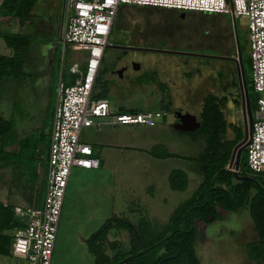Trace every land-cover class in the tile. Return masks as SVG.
Masks as SVG:
<instances>
[{"label":"rangeland","instance_id":"1","mask_svg":"<svg viewBox=\"0 0 264 264\" xmlns=\"http://www.w3.org/2000/svg\"><path fill=\"white\" fill-rule=\"evenodd\" d=\"M181 12H184V15ZM61 13V11L58 13V18L61 17ZM247 23L246 16L233 15L231 12L208 13L206 11L197 12L179 9L169 11L162 6L121 3L108 37L107 44L109 45L105 50V55L107 56L109 51L111 54L112 51L117 49L114 46L115 44L129 45L131 43L134 46L145 48L166 46L177 51H188L193 54L236 56L238 53L236 29L241 54L245 57L250 55ZM25 28H23V31ZM58 32L59 30L55 27L54 29L53 27L49 28L47 41H41L38 37H35L36 39L33 40L30 46L23 51V64H25L22 69L24 74L20 79L9 78L3 81L0 86L3 97H15L21 102H25L22 99L45 98V102L49 101L53 104L57 84L62 77L61 72L62 70L67 71L66 65L73 59L69 46L63 48L60 46ZM163 37L167 39H163ZM50 44L52 48L49 47ZM0 49L2 51V47ZM51 51L55 52L56 63L51 62L49 64L46 63V60L48 58L52 59ZM64 53L66 60L62 64V58L60 64L58 56L61 55L62 57ZM57 54L59 55L57 56ZM78 57H81V51H78ZM221 59L209 56L202 58L204 62L228 61L226 58ZM111 68L112 62H110ZM225 68L224 66L222 70L224 71ZM34 70H38L36 78L29 74ZM67 74H69V71H67ZM231 74L233 77L231 89H226L224 92L230 95L231 98H239L238 86L234 84L235 81L238 83L235 65ZM39 81L43 82L40 83ZM6 84L10 85L7 86ZM143 94L149 97L148 91L143 90ZM123 97L127 98L128 95L124 94ZM129 97L132 98L131 92ZM114 103L115 98L110 95V104L113 107ZM236 111L240 121L239 125L242 128L240 105L237 106ZM255 112L256 107L252 109L254 116ZM166 115L167 119L172 117L168 112ZM157 120L159 119L157 118ZM50 121H52L51 116L47 114L45 123L49 124ZM164 131L165 133L170 132V134L175 133L172 128H167ZM196 134L202 133L198 131ZM202 139L197 137L195 138L196 145L190 144L188 146L187 144L184 145V140L181 139L178 143L180 152L182 154L193 152L196 156L204 148L205 137L202 136ZM130 141L138 142L139 140L135 138L134 140L130 139ZM200 148L202 149L199 150ZM130 150L124 158L129 163L128 166L118 170H110V175H108L109 170H106V174L91 181V186L78 184V176H75L74 180L69 179L67 194L76 188L79 197L71 203L68 216L63 219L61 217L59 220L52 264H56V259L59 264H87L92 261L94 255L88 239L97 229H101L104 222L116 214L135 224L141 221L144 228L149 226L155 231L160 230L168 221L173 209L190 195L202 178L198 164L190 162L187 166H193L194 172L189 173L190 180L185 186L186 188L173 187L172 184L170 186L165 183L167 178L159 174V167L154 166L153 168L144 169L142 157L145 153H141L138 149ZM182 160V158L176 159L175 157L178 164L180 161L183 164ZM114 172L116 173L114 174ZM10 181V171H0V182L4 185V190H6V186L11 191L15 189ZM161 182L165 184H161ZM86 192L89 195L87 201L84 200ZM21 202L26 203L28 201ZM217 210L219 212L218 218L213 221L212 219L208 221L204 219L196 220L197 235L193 244L199 252L201 263L264 264L262 259L252 260L249 258V253L245 247L247 242H251V239L255 238V231L247 209L230 211L218 208ZM109 235L110 239L106 241L102 249L107 250L110 254L130 246V232L124 234L115 232L113 234L114 239H112V234ZM83 238H86L84 242L82 241ZM206 240L207 242L214 240L213 249L206 248V245H204ZM130 242L133 244V239ZM162 250L164 248H161L159 252ZM0 264L32 263L14 257L12 254L0 253Z\"/></svg>","mask_w":264,"mask_h":264},{"label":"crops","instance_id":"2","mask_svg":"<svg viewBox=\"0 0 264 264\" xmlns=\"http://www.w3.org/2000/svg\"><path fill=\"white\" fill-rule=\"evenodd\" d=\"M163 8L169 11L176 9L170 7ZM60 11L62 12L61 17L58 18L57 16ZM194 11L201 12L199 10ZM65 13V0H35L32 6L31 14L25 22L12 26H0V29L30 32L33 35V40L36 39L35 37H38L41 41H47L49 28L53 27L54 29L55 27L60 31ZM181 14L184 15V12H181ZM23 28H25L24 31ZM163 39L167 38L163 37ZM60 44V46H62L61 41ZM128 46L134 45L129 43ZM0 47H2L1 52L11 53L10 48L3 45L1 38ZM49 47L52 48L51 44ZM63 47L65 46H62V48ZM115 47L117 49L112 51L111 54L109 51L107 56L104 51L102 64L98 71L96 82L91 92V97L106 98L112 112L122 110L142 111L148 109L166 110L172 117L167 119V115H163L158 117L159 120L156 119V124L153 126H146L143 124L113 123L111 122L109 116H103L96 119L98 123L82 127L79 136L80 140L91 145L94 156L100 158L99 163L97 166L92 168L73 165L70 169L67 185L69 183V179L72 178V180H74L75 176H78V184L82 183L84 185L87 184V186H91V181L106 174V170H109L108 175H110V170L125 168V166H128L129 163H127L124 158L130 149H138L141 153H145L142 157V164L145 167L144 169L153 168L154 166L159 167V174L162 175V177L167 178V182H165L166 184L171 186L173 173L179 171L180 169L185 173L188 184L190 180L189 173L192 171L194 172V168L192 169L193 166H187L188 163L193 162L188 159V157L194 156V154L193 152H186V154H182L179 150L178 143L181 139H183L184 145H196L195 138L200 137L202 139L203 135L196 134V129L198 127L189 130L175 128L173 126L176 121L175 110L188 111L196 114L197 118H199L203 97L207 93H213L220 96L225 93L224 88L229 90L231 89L233 79L231 71H233L235 65L234 62L231 60H223L221 62L218 60L214 62H204L202 58L207 56L202 53L193 54L188 51H177L166 46L159 47L157 49L131 47L124 53L119 50L120 47ZM70 50L73 57L72 61H74V59L78 58V51L71 48ZM51 52L53 55L52 59L48 58L46 60V63L49 64L51 62L56 63L55 52ZM64 54L62 57L57 54L60 64L62 62V58V64L65 61ZM82 54L83 53H81V55ZM219 60L222 59L219 58ZM110 62H112V68H118L124 63H126L127 66L122 69L119 75H117L115 71H112V68L110 69ZM224 66L226 68L223 71L222 69ZM22 73L24 74L23 69ZM37 73L38 70H34L29 74L30 76H34V78H36ZM71 74L72 73L69 71V74L62 77H64L66 82H69ZM62 77L60 80H62ZM64 80L62 81L65 82ZM39 82L41 83L43 81ZM6 85L9 86L10 84ZM143 90L148 91L149 97L143 94ZM130 92L132 93V98L129 97ZM124 94H127L128 97L124 98ZM110 95H113L115 98L114 107L110 104ZM22 100L25 102H21V100H18L15 97L2 96L0 101V113L5 119L10 121L11 125L9 133L7 134V139L10 142L5 145V148L16 156L14 159L10 160L8 165H4V159L0 160V171L9 170L11 173L10 183L15 186V189H12V191L8 189L7 186L6 190H4V185L0 182V201L4 203H25L21 202L26 200L23 196V190L21 186L14 181L16 172L25 164L24 160L26 159H23V157L30 159L31 162L32 160L35 162L34 169L39 179L45 176L47 171H45V168L47 166L51 121L49 124L45 123V121L47 114H50L52 119V110L55 99L53 104L49 103V101L45 102V98ZM219 107L222 110L226 121L230 123L231 126L240 127V121L236 111L237 105L232 102L230 96H228L226 100L220 102ZM167 128L174 129L175 133H165L164 130ZM233 136L234 130H232V127L231 129L228 128L227 137L232 138ZM135 138L139 141H130V139L134 140ZM201 141L203 144V139ZM201 149L202 148L199 150ZM175 157L176 159L182 158L183 164L181 161L178 164L176 162L177 160L175 161ZM115 173L116 172H114V174ZM165 183L161 182V184ZM70 187L74 188L73 186ZM185 188L186 187H184V189ZM195 188L196 187H194V189ZM67 189L68 188L66 186V193L63 198L60 219L61 217L63 219L68 216V212L71 209V203L79 197L76 188L72 189V192H69L68 194ZM84 197V200L87 201L89 197L88 192H86ZM247 211L249 212L248 209ZM117 215L118 214L115 216ZM251 223L254 229L252 218ZM254 231L255 238L253 240L257 238V232L255 229ZM115 232L124 234L129 231L124 227H117L113 225L108 229L105 236L96 241L100 248L104 247L106 241L110 239L109 234H112L113 236ZM112 239H114V236ZM85 240L86 238H83L82 241L84 242ZM253 240L251 239V241ZM249 242L245 244V247H247ZM204 243L207 249H213L214 240L211 242H207L206 240ZM194 247L196 249L195 244ZM103 251L110 256V253L107 250ZM196 252L200 264H202V260L197 249ZM93 255V260L87 264H92L96 261V256L94 253ZM55 262L56 264H59L57 259Z\"/></svg>","mask_w":264,"mask_h":264},{"label":"built area","instance_id":"3","mask_svg":"<svg viewBox=\"0 0 264 264\" xmlns=\"http://www.w3.org/2000/svg\"><path fill=\"white\" fill-rule=\"evenodd\" d=\"M121 3H135L206 12H231L247 18L251 83L257 106L250 141L246 146L247 166L264 172V0H65L66 13L59 31L62 46L81 51L69 65L73 80L59 81L53 107L45 192L42 203H16L15 214L24 222L11 231L10 254L32 264H52V254L63 198L73 165H98L89 143L80 140L82 127L98 117L109 116L119 124L153 126L166 110L112 112L106 98L91 92L102 64L116 11ZM97 264V263H94Z\"/></svg>","mask_w":264,"mask_h":264},{"label":"trees","instance_id":"4","mask_svg":"<svg viewBox=\"0 0 264 264\" xmlns=\"http://www.w3.org/2000/svg\"><path fill=\"white\" fill-rule=\"evenodd\" d=\"M34 1L0 0V26H12L25 22L31 14ZM0 38L3 45L11 50V53L0 51L1 86L6 79H20L23 76V51L30 46L33 35L30 32L0 29ZM64 59L66 60L65 54ZM242 60L250 106L253 109L257 105V92L251 83L250 56H242ZM66 69L69 71V63L66 65ZM67 71H63L62 76H65ZM70 76V81H72L75 75L71 74ZM234 84L238 86L237 81ZM226 89L224 88V90ZM228 96L230 95L226 93L220 96L207 93L203 97L198 118L200 125L196 132H201L205 137V145L196 156L188 157L198 164L202 178L192 193L173 209L168 221L158 231L149 226L144 228L141 221L135 224L123 217L111 216L104 222L101 229L99 228L88 239L96 256V261L92 264H177L179 262L181 264H200L193 244L197 235L196 220H203L204 212L214 213L213 219L218 218V208L230 211L249 210L257 238L249 242L246 248L252 260H264V172L253 173L248 168L246 147L240 155L239 170L234 171L228 167L232 147L243 136V129L231 126L219 107V103L226 100ZM1 98L0 90V101ZM231 100L235 105H240V95L239 98L232 97ZM122 111L133 112L135 110ZM231 127L234 130V136L228 138L227 131ZM10 128V121L0 113V160L4 159V165H8L10 160L16 157L5 148V145L10 142L7 139ZM23 159H26L24 160L25 164L16 172L14 181L21 186L23 196L30 204L40 205L45 192L46 173L39 179L34 169L35 162L33 160L31 162L28 158L23 157ZM236 173L250 176L251 179L236 178ZM186 184L187 178L181 169L173 173V187L184 188ZM13 206L12 203L0 201V253L2 254H10L11 231L14 227L24 224L15 214ZM113 225L128 229L133 235V240H136V245L137 242L140 244L143 254L136 253L135 257H129L124 262L123 258L128 254L126 249L116 251L110 256L104 253L96 241L105 236ZM161 248L164 250L159 252ZM137 249L138 247H135L131 252H136ZM177 251L176 256L167 257V254Z\"/></svg>","mask_w":264,"mask_h":264},{"label":"water","instance_id":"5","mask_svg":"<svg viewBox=\"0 0 264 264\" xmlns=\"http://www.w3.org/2000/svg\"><path fill=\"white\" fill-rule=\"evenodd\" d=\"M235 35H236V42H237V48L238 53L236 56H219V55H211V54H203L205 56L209 57H216V58H226L229 60H232L235 64L236 74H237V80H238V89H239V95H240V110H241V117H242V124H243V136L233 145L230 158L228 161V167L230 169H233L234 171L239 170V162H240V155L242 150L247 146V144L250 141L251 132L253 129V120L254 115L252 113V109L250 106L249 96H248V89H247V83L245 79V73H244V67H243V60H242V54L241 49L239 46V40L235 29ZM109 44H107L108 46ZM117 47L125 46L126 48L131 47H137V48H143L140 46H128V45H114ZM157 49V48H152ZM168 51H174V50H168ZM176 114V121L174 122V127L181 130H189V129H195L200 125V121L197 118V115L188 111H181V110H175ZM236 178L239 179H248L250 180L251 177L244 175V174H238L236 173ZM214 217V213L210 212H204V220H211ZM171 235V234H169ZM178 253H172L168 255L167 257H174ZM124 262L127 261V257L123 258Z\"/></svg>","mask_w":264,"mask_h":264},{"label":"flooded vegetation","instance_id":"6","mask_svg":"<svg viewBox=\"0 0 264 264\" xmlns=\"http://www.w3.org/2000/svg\"><path fill=\"white\" fill-rule=\"evenodd\" d=\"M122 45H124V44H122ZM130 48H126L125 46H122V47H120L119 48V50L122 52V53H124V52H126L127 50H129ZM120 57V56H119ZM118 59V58H117ZM229 60V59H228ZM232 61V60H231ZM233 62V61H232ZM127 66V64L126 63H124V64H122L121 66H119L118 68H112V71H115V73L117 74V75H119L120 73H121V71H122V69L123 68H125ZM241 123H242V117H241ZM242 128H243V124H242ZM213 220H215V219H212V221ZM133 239V236H132V234H131V236H130V240H129V244H130V246L129 247H127L126 248V251L128 252V254L125 256V257H127V260L129 259V257H135V255H136V253H138V254H143V249L141 248V246H140V244H138V242H137V245H136V240H135V242H134V240H133V244L130 242L131 240ZM135 247H138V249L136 250V252H131V251H133V249L135 248ZM167 255H170V254H167ZM124 257V258H125ZM164 259V258H163Z\"/></svg>","mask_w":264,"mask_h":264}]
</instances>
